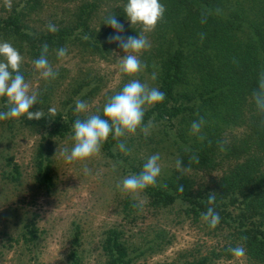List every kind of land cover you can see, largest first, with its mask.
<instances>
[{
    "label": "trees",
    "instance_id": "1",
    "mask_svg": "<svg viewBox=\"0 0 264 264\" xmlns=\"http://www.w3.org/2000/svg\"><path fill=\"white\" fill-rule=\"evenodd\" d=\"M26 1L21 10L13 8L7 18L0 19V35L28 57L39 58L44 43L49 45L48 59L60 47L75 45L103 58L119 48L117 43L108 42L116 33L104 21L115 15L123 24L128 0H110L103 17L99 15V1L55 0L74 5L66 6L69 20L63 18L55 33L48 30L37 33L28 24V10L36 9L41 0ZM160 3L166 8L164 18L150 32L151 47L143 52V58H147L149 65L156 62L155 84L165 93V99L146 110L144 123L151 121L153 127L172 137L181 151L182 163L191 170L184 175L175 170L168 176H159L157 186H149L141 193L156 210L181 202L186 217L220 245L211 254L171 264H219L220 259L234 258L228 249L238 244L246 249L241 264H264V112L254 100L264 77V0H160ZM139 30H124L120 35L138 37ZM85 35L89 39H83ZM7 110L5 103L0 111ZM44 113L40 120L22 117L9 119L7 124L12 131L19 123L41 134L34 167L38 181L50 187L52 155L58 140L72 136L75 120L87 116L71 110ZM99 115L103 117V111ZM201 117L206 122L202 128L203 141L190 133L191 123ZM143 138L139 131L130 136L132 142ZM124 139L110 134L102 149L108 157L124 160L121 164L126 175L139 174L146 160L134 155L130 147V155L122 153L118 144ZM193 154L199 156V164H189V155ZM14 169L10 176L18 181L21 176L18 165ZM210 193L216 194L213 205L207 201ZM208 207H213L220 216L215 229L202 219L201 214ZM81 234L80 228L75 227L68 255L70 264H82ZM25 237L29 241L37 238L35 224L27 226ZM102 249L105 264L134 262L123 229H110Z\"/></svg>",
    "mask_w": 264,
    "mask_h": 264
},
{
    "label": "rangeland",
    "instance_id": "2",
    "mask_svg": "<svg viewBox=\"0 0 264 264\" xmlns=\"http://www.w3.org/2000/svg\"><path fill=\"white\" fill-rule=\"evenodd\" d=\"M94 1L100 2L99 15L103 17L110 0H85L86 3ZM26 2L11 0L9 9L5 0H0V19L7 18L13 8L21 10ZM69 5L41 0L36 9L28 10L27 22L37 33L46 32L49 23L58 27L63 18L66 17V22L69 20L70 13L66 9ZM122 25L129 32L140 29L139 35L150 41V32H143L142 25H131L128 19H124ZM5 41L10 42L0 35V42ZM14 47L19 51L18 46ZM67 49L66 59L57 58L56 52L49 58L54 71L58 72L54 80L42 78L34 69V59L19 51L23 57L20 71L30 85V92L38 93V103L30 111L47 112L54 108L55 112H76V101L81 100L88 109L79 114L89 116L101 113L107 99L130 79L156 87L151 78L156 62L149 65L143 53L140 59L146 65L145 69L137 76L129 77L119 70L118 57L124 55L120 47L107 58L88 54L75 45ZM5 103L7 98H0V110ZM8 120L0 121V264H70L68 255L75 227L82 231V264H105L102 244L107 232L113 228L125 232L135 257L133 264L183 262L220 248L200 225L186 217L181 202L168 209L156 210L142 193L133 199L118 189L117 184L128 176L121 164L122 158L108 157L101 148L99 155L86 162L66 163L60 151L63 148L71 150L72 136L57 142L52 155L53 184L47 187L40 183L34 157L41 134L19 123L12 131ZM172 139L161 128L152 127L147 137L135 142L127 137L124 141L134 155L146 161L159 153L162 178L176 170V160L180 158L181 151ZM185 147L189 148V145ZM9 159H12L10 163ZM85 163L91 169V175H85ZM15 165L21 173L18 181L10 176ZM182 167L189 166L182 163ZM29 224H35L37 229V238L30 241L25 237ZM218 262L241 264L243 260L220 259Z\"/></svg>",
    "mask_w": 264,
    "mask_h": 264
},
{
    "label": "clouds",
    "instance_id": "3",
    "mask_svg": "<svg viewBox=\"0 0 264 264\" xmlns=\"http://www.w3.org/2000/svg\"><path fill=\"white\" fill-rule=\"evenodd\" d=\"M6 6L11 8V0H5ZM166 8L160 3V0H128L124 6V13L131 25H142L143 32L153 31L157 24L164 18ZM219 13L220 10L217 9ZM202 23L206 19L202 18ZM104 24L114 29L116 35L110 36L109 43H117L123 50L124 55L119 58V70L122 74L135 77L141 73L146 65L141 61L140 56L144 51L151 47L148 39L144 35L138 37L128 36L127 38L120 35L124 31L123 25L116 19L115 15H109ZM49 32L55 33L58 27L55 24L47 25ZM83 39L89 37L85 35ZM203 39V35H201ZM68 49L60 47L56 50V56L59 59L67 58ZM49 45L44 43L41 47L39 58L32 63L34 69L45 80H54L58 76V72L54 71L49 59ZM0 98H7V111H0V121L8 119H20L26 117L28 120H40L45 117L42 110L30 111L33 105L38 103V93L30 92V85L25 81V77L21 73V65L23 57L20 52L10 42H0ZM152 80L156 79V74H152ZM260 91L254 93V100L258 109L264 112V77L261 78L259 84ZM165 93L156 87H151L147 83H141L138 79H130L123 88L116 94L110 96L103 106V117L99 114H91L86 119L75 120L73 124L72 140L74 141L71 150L63 148L60 155L66 163L86 162L94 156L99 155L102 145L108 140L110 134H114V138H127L137 135L138 131L145 137L150 134L153 127L149 121L144 123V116L147 108L154 106L157 103L163 102ZM88 105L77 100L75 111L77 113L85 112ZM49 113L54 114L55 109L49 108ZM205 120L201 117L198 121H193L190 126V133L198 136L201 141L205 139L202 135V128ZM119 150L125 155H130L131 150L126 146V143L121 141L118 144ZM221 145V151H223ZM189 152V149L185 150ZM160 154L151 155L146 163H144L139 174H131L124 177L118 184L125 195L137 199L139 194L149 186H157V178L161 174ZM198 155H189V164H199ZM176 170L181 175L186 174L191 170V167H182V159L176 160ZM85 175H91V169L84 165ZM167 187V185H163ZM178 188L183 192V187L178 185ZM216 194L210 193L207 201L209 205L215 203ZM134 207H142V205H134ZM202 219L206 221L211 229H215L220 223L219 213L213 207H208L207 211L202 213ZM243 239H246L243 238ZM228 251L231 255L241 260L246 256V249L243 244H238L235 247H230Z\"/></svg>",
    "mask_w": 264,
    "mask_h": 264
}]
</instances>
